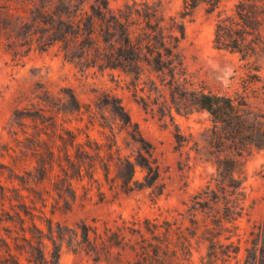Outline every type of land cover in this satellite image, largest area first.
<instances>
[{
    "label": "trees",
    "instance_id": "trees-1",
    "mask_svg": "<svg viewBox=\"0 0 264 264\" xmlns=\"http://www.w3.org/2000/svg\"><path fill=\"white\" fill-rule=\"evenodd\" d=\"M203 5L214 13L221 1L184 0L181 11L168 16L160 0H131L118 8L109 0H0V48L5 40L26 54L58 46L65 58L84 68L120 70L137 82L146 77L149 91L162 95L161 108L170 117L173 110L179 114L202 110L212 120L208 145L216 173L186 212L171 219L146 218L134 229L124 222L117 232L106 228L98 233L83 223L78 244L59 237L74 252L112 258L114 247L127 248L137 260L124 264H195L200 248L206 253L199 264H231L241 253L239 222L246 213L247 196L238 170L247 149H264V113L255 110L245 95L206 93L190 80L181 44L187 37V20ZM214 45L242 60L264 58V0H240L231 13L220 14ZM249 70L261 72L263 67ZM61 94L45 90L37 95L38 104L13 114V127L20 130L11 128V133L17 144L22 133L28 146L21 150L25 159L6 146L15 155H10L12 166H6L12 186H0V224L11 223L15 229L7 230V237L0 231V264H22L23 255L29 264H61L62 246L54 238L53 222L36 207L40 202L47 208L52 200V214L70 211L75 181L88 178L99 183L96 176L101 171L111 188L126 194L157 188L160 168L154 148L119 99L106 98L105 104L131 129L130 139L138 146L132 156L122 155L115 134L106 144L87 133L81 141V129L70 125L82 106L71 89L64 88ZM143 105L148 108L144 97ZM176 139L182 147L185 140L179 131ZM137 169L144 173L142 181L136 179ZM45 182L51 189L40 187ZM161 194L160 190L156 196ZM39 222L47 223L48 233ZM47 241L52 243L51 252ZM244 251L241 264H264V220L249 233Z\"/></svg>",
    "mask_w": 264,
    "mask_h": 264
},
{
    "label": "rangeland",
    "instance_id": "rangeland-1",
    "mask_svg": "<svg viewBox=\"0 0 264 264\" xmlns=\"http://www.w3.org/2000/svg\"><path fill=\"white\" fill-rule=\"evenodd\" d=\"M109 1L114 8H118L131 0ZM160 1L168 16L178 14L184 3V0ZM220 1L218 11L208 13L207 6H200L186 22L187 37L181 44V50L189 78L195 88L206 93L233 97L245 95L255 110L264 113V58L242 60L239 55L219 50L214 45L218 16L231 13L240 0ZM249 66H262L263 70L250 72ZM146 83V77L137 82L134 76L120 70L84 68L78 61L65 58L58 46L46 52L32 50L26 54L25 49L15 48L11 41L5 40L0 48V186H12L6 166H12L10 155L15 153L6 151V146L15 150L21 159H25L21 150L28 146L22 133L18 136L20 144L11 133V128L20 130L13 127V114L18 109L38 104L37 95L45 90L59 96H62L64 88L74 92L82 108L72 117L70 127L81 129V141L85 140L84 133H87L99 143L106 144L107 137L115 134L122 155L132 156L138 146L130 139L131 129L124 126L105 104L106 98L119 99L142 136L152 144L153 157L160 168V179L155 189L126 194L120 188H111L100 171L96 176L99 183L88 178L74 182L76 199L70 211L52 214V200L47 208H42L39 202L36 208L44 210L46 217L52 220L54 238L62 246L61 264L136 262L135 254L127 248L114 247L112 258L104 255L98 258L94 253L74 252L59 237L63 235L65 240L72 239L74 244H78L81 241L79 225L83 223L97 229L98 233H105L106 228L117 232L124 222L134 229L136 223L143 225L146 218L177 217L188 210L194 196L216 173L214 157L210 154L213 150L208 145L213 125L210 115L202 110L191 114H179L173 110L170 117L168 111L161 108L164 101L162 95L150 92ZM143 97L148 102V108L143 105ZM177 131L184 136L182 147L177 143ZM241 164L238 176L243 180L247 196L246 213L239 222L242 251L231 264L242 263L249 233L264 220V149H247ZM114 176L112 171L110 177ZM143 176L141 169H137L136 179L142 181ZM14 184L18 186L19 183L15 181ZM40 187L49 190L51 184L45 182ZM160 190L162 194L156 196ZM39 225L48 233L46 222H39ZM10 229H15L13 224H0L2 236L7 237V230ZM129 230L127 235L131 237ZM95 237L91 233V238ZM47 244V252H51L52 243L47 241ZM205 253V248L195 252V264L200 263ZM47 259H51L49 253ZM20 260L22 264H29L26 255Z\"/></svg>",
    "mask_w": 264,
    "mask_h": 264
}]
</instances>
